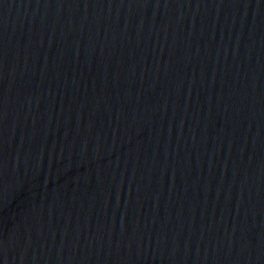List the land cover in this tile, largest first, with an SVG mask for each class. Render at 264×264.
<instances>
[{
	"label": "water",
	"instance_id": "water-1",
	"mask_svg": "<svg viewBox=\"0 0 264 264\" xmlns=\"http://www.w3.org/2000/svg\"><path fill=\"white\" fill-rule=\"evenodd\" d=\"M0 264H264V0H0Z\"/></svg>",
	"mask_w": 264,
	"mask_h": 264
}]
</instances>
